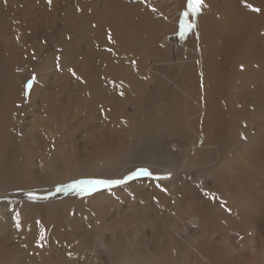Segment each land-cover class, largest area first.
<instances>
[{
  "label": "bare ground",
  "instance_id": "1",
  "mask_svg": "<svg viewBox=\"0 0 264 264\" xmlns=\"http://www.w3.org/2000/svg\"><path fill=\"white\" fill-rule=\"evenodd\" d=\"M260 1L209 0L199 12L201 15L199 19H193L192 14L189 15L194 26L181 35L179 19H172L169 16L170 19L162 17L160 28L150 32H145L134 25L130 30L122 25L116 29L113 22L115 15L120 22L125 19V17L121 18L123 14L119 11L122 6L117 9L118 13L115 10L110 12L107 6L111 5L109 0H84L83 7L88 5L85 10V20L80 23L84 26L79 27V37L74 40L76 44L70 43L73 48L70 51L64 49L65 41L68 40L65 33L60 31L53 33L59 55L50 60L56 61L64 73L70 71L68 67L74 66V68H71L70 74L64 76L58 84L56 91L61 93L50 94L45 99L46 103L49 99L48 106H37V98L30 96L33 104L39 110L45 109L47 112L53 111V106L57 105L56 112L63 113L64 120L70 118L69 122H72L73 106L79 104L81 99L87 104L88 115L104 116L114 130L112 135L103 137V144H99L101 138L97 140L93 137L91 141L93 154L89 158L93 165L111 164L115 168L113 173L116 175L121 169L118 167H125L123 165L132 158L133 153L136 156L153 152L161 162H168L174 172L171 178L174 181L172 184L164 181L150 184L149 181L147 186L133 185L137 190L139 189L141 200L146 201L145 207L159 206L157 208H160V211L157 213L159 217L151 221V226L157 229V233L151 231L153 238L143 240V248L140 252L132 253L129 249L131 246L120 245L119 251L125 264H264V29H262L264 0ZM114 2L118 3L117 0ZM101 3L105 5V9L99 18ZM182 3L185 4V0H182ZM149 4L151 5V2ZM153 4L152 6L156 5ZM150 5L148 7H151ZM247 5L252 7L249 8ZM145 7L147 5L144 4ZM230 7L232 11L229 12L227 9ZM101 8L103 9V5ZM153 8L155 9V6ZM257 8L258 12L253 10ZM150 9L152 8L148 10ZM220 9H226L223 10L224 17L219 16ZM25 14L27 15V10ZM68 18L69 16L65 17ZM110 19L112 23L107 29ZM44 32L52 37L49 31ZM32 34L22 35L21 38L26 40L31 38ZM253 36L255 39L252 41L249 37ZM80 38L87 43L96 41L102 42L103 45L111 44L110 39L112 40L111 51H104L102 57L95 53L94 60L90 59L95 64H101L103 66L101 70L90 73L86 69H81L79 70L81 74L78 73V66L75 63ZM248 38L250 42L247 41ZM9 43L7 41L0 43L2 67L0 90L1 88L6 90V95L1 101L9 95L7 89H13L18 84L24 83L25 77L15 73L20 62L13 57ZM157 43L161 45L153 50L151 44ZM130 54H142L147 57L154 55L156 63L141 64L139 67L144 73H136L130 68L131 66H128ZM108 56L113 59L111 65L113 68L109 62L104 61L106 58L109 59ZM143 59L145 58L141 57V60ZM74 72L78 77H75L71 89L70 82ZM102 75L103 79L98 80ZM75 90L80 94L74 93ZM67 93L71 96L69 102L64 101V98L68 97ZM72 93L77 99L72 97ZM125 94L131 102H134L136 109L135 115L127 119V130L113 117L115 109H118V101ZM54 97H56L55 102ZM94 106L100 108L93 110ZM84 108L85 106L82 110H85ZM3 109L1 105L0 188L6 191L20 190L36 185L32 176L26 178L27 175L25 176L21 164L32 155L33 152L27 155L22 152L26 153L28 151L24 150L31 149L30 142L33 140L34 148L41 153L56 154L54 160L48 156L41 161L48 163L49 171L53 170L57 173L56 176L55 173L46 174L44 177L46 181L42 179V182L51 184L55 178L58 179L55 182L63 181L69 157L64 151L62 125L51 122L54 113L50 115L46 113L42 118L37 116L35 120L41 123L28 133L29 137L24 138L25 141L18 144L20 141L17 142L9 137L10 112ZM85 122L88 123L82 124L88 129H108L96 124L94 119ZM45 123L53 126L54 131L61 130L55 140L57 143L55 147L48 146L49 137L40 136L36 131ZM94 134L95 132L92 135ZM52 175L54 178L51 177ZM130 217L134 218L127 217L126 222L122 223L123 226L138 225L144 220L138 214ZM48 227L45 226V230ZM37 228L40 229L39 226ZM143 233L145 234V230ZM82 236L79 235L80 238ZM31 237L30 235L29 241H32ZM28 238L29 236L26 238L27 242ZM81 239L83 241V238ZM84 239L86 243L89 242L86 236ZM50 241L52 244H55L54 241L63 243L62 245L69 243L75 247L73 245L75 240L70 235L62 233L59 228H54L41 244V241H38L40 245L32 247L33 244L38 243L37 240L36 243L32 242L33 244L29 245L31 255L28 263L27 255H19L20 257L17 256L12 260L7 259L8 264H47L54 258V255L51 258L50 254H47L46 256L49 255L47 261L45 256V250L47 252L45 248ZM80 242L81 240L77 242L79 246L82 245ZM49 245L50 243L48 247ZM64 258L63 260H66ZM54 259L56 260L49 261L48 264L50 262L54 264V261L59 264L56 262L58 259ZM63 260L60 261L61 264L80 262L73 263V259V262L69 260L63 262Z\"/></svg>",
  "mask_w": 264,
  "mask_h": 264
},
{
  "label": "rangeland",
  "instance_id": "2",
  "mask_svg": "<svg viewBox=\"0 0 264 264\" xmlns=\"http://www.w3.org/2000/svg\"><path fill=\"white\" fill-rule=\"evenodd\" d=\"M114 1L116 0H109L111 5H113L112 7L111 5H107L110 8V12L113 10H115V12L117 13L121 11L123 14L121 18L125 17V19L120 22L117 18V15H115L116 18L113 19V22L114 27L116 29H119V27L122 25L126 29L130 30L131 28H133L134 25L136 27H140L145 32H150L152 30L160 28L162 17L166 19H168L169 17L172 19L178 18L179 23H183V13L188 10L186 5L187 0H185V4L182 3V0H149L151 2V5L149 4L151 7H148V3L150 2H146V0H121V2L120 0H117V2L121 5L115 3ZM208 1L209 0H204V5L208 4ZM83 2L84 0H51V3H49V0H0V43L2 41H7L8 43L10 42L9 44L11 45L12 55L15 59L20 62V64L15 70V73L18 74V76H25L23 78L24 83L18 84L13 89H7L9 95L5 98L4 101L1 100L4 99L6 95V90L4 88H1L0 90V106L2 105V107L4 108L3 111L9 110L10 112L9 117L11 119V123H8L5 120L9 124V137H11L13 140H16L17 142L20 141V143L18 144H21V142L25 141L24 138L29 137L28 133L34 127L36 128L39 123H41L40 121L35 120L37 116H41L42 118L46 113L47 115L54 113L51 116V122H54V124L56 125H62L64 130L62 133L64 134V151L69 157L66 169L64 170L63 181L55 182V180H58L55 178L54 180H52L51 184L42 182V179L43 181H46L44 180V177L48 173H55V176L57 175L55 171L48 170V163L41 162L48 156H50L52 160H54L56 158V154L54 152L43 154L41 153V151H38L36 148H34V140L31 141L33 142V145H31L30 141L26 140L30 142L31 149L29 150L26 147L27 150H24V147L23 150L28 152H22V154L27 155V153H33L25 161L23 160L24 163L21 162L22 169L25 173V176L27 175L26 178H30L32 176V178L36 181V185H31V187H26V189L20 190L6 191L5 189L0 188V264H8L7 259L12 260V258L14 259L17 256L20 257L22 255H27L28 263L31 255V249L29 248L33 244L32 242L36 243L37 240V242L41 241V244L43 242V239L47 237L48 233H51L54 228H59L60 230H62V233L70 235L72 239L75 240V244H73L75 245V247L72 246V244L70 245L69 243L62 245L63 243H59L57 241L53 242L55 244H52V241H50L49 247V243L46 245L47 248L45 249H47L48 253L45 250V256L47 254H50L51 258H57V263L61 264L60 261L63 260L65 256L64 259L66 260H63V262L69 260V262L74 261L73 263H75V261H80V264H125L122 258V254L119 251L120 245L131 246V248L129 249L132 253L140 252L141 248H143V240L153 238L151 231L154 230V232L157 233V229H153V227L151 226V221H155V219L159 217L157 216V213L160 211V208H157L159 206L151 205L150 207H145L146 201L141 200L142 198H140V193H138L139 189L137 190V187L133 185H138L140 187V185L142 184V186H147L149 185V181L150 184L157 182L159 183V181L168 182V184L174 183L173 179H171L174 175L173 169L169 166L168 162H161L159 159H157L154 156L153 152H148L144 155L137 154L136 156L133 153L132 158L128 159L125 165H123L125 167H118L121 169H119L116 175L115 173H113L115 168L114 166H111V164H107L104 166H101V164H99L100 166L93 165L92 161L89 160L90 156L93 154V147L91 144L93 137H96L97 140L101 138L99 144H103V137H108L112 135L114 129L111 125L107 123L104 116L100 117L102 116L101 114H98L97 116L88 115L87 104L83 103L81 99L79 101V104L73 106L74 114L71 117L72 122H69L70 118L64 120L63 113L56 112V110L58 109L57 105L53 106V111L49 109L50 112H47L45 109L39 110V108L37 107L41 105L48 106L47 103H49V99L47 103L45 99H47L50 94L61 93L56 91L58 84L61 82L64 76L67 77L70 74L71 68H74V66H70L68 67L70 68V71L68 73H64L63 70L60 69L61 67L56 61L50 60V58H55L59 55V51L57 50V47L54 43L53 33L59 31L65 33L68 40H64V49L67 48L70 51L73 48V45H71L70 43L76 44L74 40L75 38L79 37V27L84 26L80 25V23L83 19L85 20L84 15L88 5L83 7ZM260 2H262V0ZM103 3L105 4V2ZM103 3H101L100 11L98 12V14H100L99 18H101L102 11H104L105 9V5ZM153 3L156 5H154ZM122 4H124L125 6L123 7ZM144 4L147 5V7L144 8ZM152 4L155 6V9L153 8L154 6H152ZM102 5L103 9L101 8ZM121 6L122 8H120ZM149 8H152L153 10H148ZM145 9H147V11H145ZM158 9L159 11H156ZM26 10L27 15L25 14ZM223 10H219L220 17H224L223 12L226 11V9L224 11ZM227 11H232V7L227 9ZM125 12L129 13L126 14ZM36 13L38 16H36ZM65 14L66 16H69L68 19H65ZM157 14H159L160 17ZM29 15H31L32 17ZM152 15H154V17L156 16L157 19L156 17H152ZM130 16L133 18H131ZM136 17L138 18L136 19ZM192 17L193 19H199L201 15L199 13L197 16L192 15ZM146 21H148V23ZM188 21L189 23L191 22L190 17H188ZM111 23L112 19H110L107 29L110 28ZM191 24L193 25V20ZM142 25L144 27H142ZM44 31H49L52 37L50 38L49 35H46L47 33ZM43 32L44 34H42ZM29 33H33L32 37H29L26 40H22L21 36H28ZM249 38L253 41L255 38H257V35H255V38L254 36ZM249 38L247 41L250 42L251 40ZM110 43L111 44L107 45H103L102 42L96 41H91L87 43L80 38L78 55L76 59L77 62L75 63V65L78 66V73L81 74V72H79V70L81 69H86L90 73H95L96 71L101 70L103 66L101 64H95L91 62L90 59L92 58L94 60L95 53H97V55H101L104 54V51L106 50L111 51V39ZM151 45L150 46L154 50L158 46H160L161 43ZM150 46L149 48H151ZM123 51L124 50L122 49V52ZM109 54H111V52ZM137 55H139L138 57L141 56L145 59L141 60V57L140 59H138ZM110 58L111 56L109 57V59L106 58L105 60H102H104L105 62H109V65L111 66L113 64V59ZM128 58V66H131L130 68L135 70V72L139 74L144 73L139 67L141 66V64L145 65L147 63H156L154 55L147 57L142 54H130L128 55ZM0 70H2L1 65ZM117 71L118 69H116V72ZM112 72L113 71H111V73ZM82 73L85 74V72L83 71ZM77 75L78 74L74 72V75L71 79L72 81L70 80L72 82H70L71 89L73 88V83ZM99 79L102 80L103 75L99 77L98 80ZM29 81H32L33 84L31 89L27 88V84L29 83ZM74 93L80 94V92L76 90L74 91ZM67 95L68 97L64 98L65 102L70 101L71 96L69 93H67ZM30 96L37 98V106L33 104L32 100H30ZM73 96L77 99V96L72 93V97ZM53 100L55 102L56 97H54ZM118 102V109H115L113 117L121 127L127 130V119L135 115V105L133 101H130L128 95L126 94L122 95ZM84 106L85 110H82ZM95 108H100V106H94L93 110ZM92 119L96 121V124L102 127H107L108 129H88V127H85L82 124L89 122H85V120ZM39 130L36 129L40 136L43 135L49 137L48 146L55 147L54 145L57 144L55 143V140L59 137V132L61 130L54 131V127L48 125L47 123L43 124ZM93 132H95L94 135H92ZM139 169H147L149 172H151L152 175H137L134 176L132 179L126 180V182L123 184L113 185L110 188H100L98 191L90 195H83L78 190L69 188V185L81 179H124L125 177L136 173ZM51 177L54 178L53 175ZM61 188L67 190L59 191V189ZM138 207L142 209H138ZM26 209L29 210V212L24 213L23 210ZM153 213L156 216L153 215ZM100 214L102 215V217ZM134 214H138L144 218L142 223L138 225L127 224L123 226L122 223L126 222L127 217L133 219L134 217L130 216H133ZM69 219H71V222L68 221ZM118 225L121 226L123 229H121V227H118ZM37 226H39L40 229L37 228ZM45 226H49L46 229L47 232L44 228ZM128 227L129 230L127 231ZM137 228L140 230H138ZM37 229H39V232ZM91 230H93L94 232L92 233ZM144 230L145 234L143 233ZM26 231L28 232V235ZM115 233L118 234L117 237ZM24 234L29 236L28 242L26 239L27 236H25ZM32 234H36L38 237ZM89 234L90 236H88ZM147 234H149V237L146 236ZM30 235L32 236V241H29L31 240ZM79 235L82 236L81 238H83V241L79 237ZM84 235L86 236V239H88V243L85 242ZM108 235L110 236L108 237ZM112 235H115V237ZM94 236H99V238H96ZM34 237H37V239ZM76 237L79 238L77 239ZM92 237L94 240L91 239ZM80 240V244L82 245L79 246L77 242L79 243ZM39 242L37 244H33L32 247H35L34 245H40ZM84 242L86 245H83ZM89 243H91V245ZM59 244H61L62 246H60ZM56 245H58V249L61 248L60 251L56 249ZM132 245H137L139 249L137 248V246ZM86 246L88 248H85ZM62 247L65 248L62 249ZM57 250L59 253L57 252ZM52 255L54 256L52 257ZM48 256H46L47 261ZM58 257H62V259L60 258V260ZM54 258L50 259L49 261L56 260ZM95 258H97L98 261H100L101 263H98L97 259L94 260ZM52 263L50 262V264ZM54 264H56L55 261Z\"/></svg>",
  "mask_w": 264,
  "mask_h": 264
},
{
  "label": "snow or ice",
  "instance_id": "3",
  "mask_svg": "<svg viewBox=\"0 0 264 264\" xmlns=\"http://www.w3.org/2000/svg\"><path fill=\"white\" fill-rule=\"evenodd\" d=\"M49 3H51V0H49ZM204 0H187V8L188 10L183 13L184 21L180 25L181 29V35L184 34V32L191 29L194 25L189 23L188 17L190 14L195 15L198 14L202 7H204ZM249 8L252 7V5H247ZM254 11H259V9H253ZM35 79V78H33ZM27 88H32V81H29L27 84ZM137 175H152L151 172H149L147 169H139L136 173H133L132 175L125 177L124 179H81L77 180L75 183L69 185L70 189H76L83 195H90L96 191H98L100 188H110L113 185H120L126 182L128 179H132L134 176ZM67 189L61 188L59 191H66ZM34 198V197H32ZM19 226V225H17Z\"/></svg>",
  "mask_w": 264,
  "mask_h": 264
}]
</instances>
